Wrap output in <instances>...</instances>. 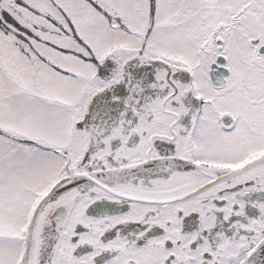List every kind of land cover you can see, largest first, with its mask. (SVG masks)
<instances>
[{"label":"snow or ice","instance_id":"6c2138e0","mask_svg":"<svg viewBox=\"0 0 264 264\" xmlns=\"http://www.w3.org/2000/svg\"><path fill=\"white\" fill-rule=\"evenodd\" d=\"M0 264H264V0H0Z\"/></svg>","mask_w":264,"mask_h":264}]
</instances>
